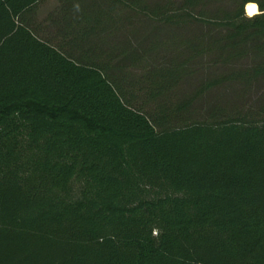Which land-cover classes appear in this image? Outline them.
<instances>
[{
  "label": "trees",
  "instance_id": "1",
  "mask_svg": "<svg viewBox=\"0 0 264 264\" xmlns=\"http://www.w3.org/2000/svg\"><path fill=\"white\" fill-rule=\"evenodd\" d=\"M43 1L0 0V264H264V102L193 111L264 83V0H57L50 39ZM143 19L172 69L108 43Z\"/></svg>",
  "mask_w": 264,
  "mask_h": 264
},
{
  "label": "rangeland",
  "instance_id": "2",
  "mask_svg": "<svg viewBox=\"0 0 264 264\" xmlns=\"http://www.w3.org/2000/svg\"><path fill=\"white\" fill-rule=\"evenodd\" d=\"M162 1L164 3H166V1H169V3L171 2L173 5L169 6V9L175 11V0H149L148 2L151 3L149 4L150 6H153L154 4L160 5V2ZM58 7L59 5L57 0H44L39 6L36 14V22L42 27L40 30L41 37H48V39H50L52 28H50L49 23L47 22L53 20L54 17H58V15H55ZM137 26L138 29L134 30ZM122 31H119L114 37L107 39L108 43L113 44L114 41L120 42L125 37H132L133 39L131 40L136 43L137 48H139L140 51L150 49L154 44L159 45V47L152 51L150 50L147 54L148 56L146 58L145 68L147 70V74L159 69H172L175 66V26L169 24L165 25L149 19H143L137 22V24L135 22L131 24L130 34ZM177 32L180 31L177 30ZM128 75H131L133 79H140L143 75H146V72H144V70H128ZM205 77H209L207 72L203 71L201 74L199 73L197 76H194L190 80L184 82L181 86H178L176 88V93L174 88V94L182 99L189 97L190 95H195L198 91L197 89L199 83L205 80ZM248 93H245L246 95H242L241 88L236 85L214 88L212 90H208V92L197 98L198 101L193 105V111L202 117H206V115L215 107L230 110L227 108L237 106L245 108L250 105L258 106L264 102V83L251 90V96L253 99L250 103L246 98ZM242 97L243 99L245 98L244 101H238ZM147 109H151L150 106Z\"/></svg>",
  "mask_w": 264,
  "mask_h": 264
},
{
  "label": "bare ground",
  "instance_id": "3",
  "mask_svg": "<svg viewBox=\"0 0 264 264\" xmlns=\"http://www.w3.org/2000/svg\"><path fill=\"white\" fill-rule=\"evenodd\" d=\"M246 12L249 16H254L259 13L258 6L256 4H250L246 7Z\"/></svg>",
  "mask_w": 264,
  "mask_h": 264
},
{
  "label": "crops",
  "instance_id": "4",
  "mask_svg": "<svg viewBox=\"0 0 264 264\" xmlns=\"http://www.w3.org/2000/svg\"><path fill=\"white\" fill-rule=\"evenodd\" d=\"M250 5V4H249ZM259 11V10H258Z\"/></svg>",
  "mask_w": 264,
  "mask_h": 264
}]
</instances>
